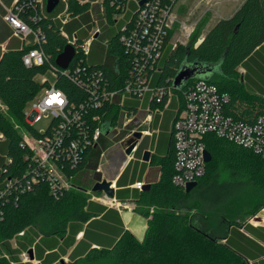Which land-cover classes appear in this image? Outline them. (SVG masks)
Returning <instances> with one entry per match:
<instances>
[{"label":"trees","instance_id":"1","mask_svg":"<svg viewBox=\"0 0 264 264\" xmlns=\"http://www.w3.org/2000/svg\"><path fill=\"white\" fill-rule=\"evenodd\" d=\"M92 1L68 0L66 14L70 18L66 24L57 16L46 14L38 24L30 23L29 16L35 12L36 1L26 7L24 15H21L23 19L32 27L40 28L45 35L43 48L49 57L45 65L25 66L22 57L30 47H19L13 40L5 51L0 50V101L6 107V112L0 109V191L9 180L14 184L10 195L0 200V264H21L20 254L31 247L35 248L40 264H59L67 255L69 264H249L243 247L236 240L245 237L235 229L229 230L232 226L241 227V220L229 214L216 218L221 209L237 199H247L255 204L253 215L264 208V173L258 171L254 163L264 165V160L250 150L215 136L206 139L212 161L207 164L205 176L198 180V185L190 193L172 184L175 154L171 139L161 180L150 190L140 192L139 204L144 208H157L152 215L149 211L142 212L148 218L142 242L129 231L119 228L121 222L116 210L73 189L64 190L55 198L46 182L33 185L30 191L24 192L14 187L18 181L29 179L27 173L34 163L32 151L24 144L15 122H20L24 130L36 137L42 135L26 123L24 109L43 86L38 75L54 65L56 57L67 45L62 32L77 33L75 48L78 53L71 68L77 61H82L88 69L104 72L111 79L112 87L119 83L117 70L120 69L122 74L125 71L126 58L119 44L120 31L110 38L98 36L91 44L88 57L80 50L89 37L78 35L79 20L88 17L94 7ZM102 5L103 18L112 25L115 8L108 0H104ZM94 9L97 10V6ZM37 11L40 13L39 8ZM10 35V30L0 22V44ZM197 38L198 33L195 35ZM106 40L107 45H104ZM187 54L189 62L206 64H216L225 55L221 72L215 73L208 82L229 95L228 115L253 122L264 114V97L245 101L242 83L238 81L239 67L246 70L245 81L254 73L253 69L263 70L264 0H245L232 17L219 20L196 47L192 44L184 50L168 45L159 63V84H172ZM107 55L118 58V67L103 62ZM56 72L55 86L65 92L70 104H78L87 97L86 92L63 71ZM175 95L181 103V92L176 91ZM119 110L116 106L110 109L113 117L111 126L120 118ZM104 141L102 138L101 146ZM102 154L98 145L90 149L77 168H67L68 177L76 178L89 165L98 164V160L100 167ZM228 169L231 172L224 173ZM121 179L117 182L119 187ZM124 216L129 221V214L124 213ZM246 228L252 234L257 233L254 227ZM22 232L24 235L19 236ZM81 233L83 236L77 241ZM14 239L17 247L12 244ZM47 250L50 252L46 253Z\"/></svg>","mask_w":264,"mask_h":264},{"label":"built area","instance_id":"2","mask_svg":"<svg viewBox=\"0 0 264 264\" xmlns=\"http://www.w3.org/2000/svg\"><path fill=\"white\" fill-rule=\"evenodd\" d=\"M33 1H36L35 12L29 16V21L38 24L43 16H46L43 0H15L11 7H6L3 20L12 28L13 35L22 41L23 47H30L22 57L23 64L27 67H40L49 61L43 48L45 35L40 28L32 27L21 16ZM67 1L65 0L66 8ZM108 1L116 11L113 15L114 22L122 20L117 19L123 13V17L128 14L129 7L136 6V10L126 20L119 33V44L123 47L126 58L125 71L122 74L120 69L117 70L119 83L118 86L116 83V86L112 87L111 79L104 72L88 69L89 67L83 66L82 61H77L71 68L72 61L66 70L59 69L55 63L52 65L51 69L55 71L56 76L57 70L63 71L86 92L87 97L78 104H70L64 91L50 85L46 95L34 103L32 113L25 114L26 123L33 128L45 115H51L52 121L46 130L40 132V136L36 137L26 130L22 132L24 144L32 151L34 160L27 173L29 179L26 182L18 181L16 184L19 188L16 184L14 186L22 192L30 191L33 185L40 182L48 184L50 193L55 198L62 191L70 190L66 182L74 179V176L68 177L67 168H77L86 153L97 145L101 147V139L116 131L120 124L123 129H127L134 122V117L140 111L132 103L134 99L143 101L147 96L149 99L148 106L144 109L146 117L137 126L139 128L150 123L153 113L161 112L160 104L165 106L175 95L176 90L172 84H159L157 75L160 73L159 63L167 46L176 48V45L169 43V39L176 21L174 10L179 0ZM100 12L103 15V5ZM62 15H58L57 19L66 24L68 19H62ZM100 33V28L89 32L90 37L80 49L85 57L90 54L91 44ZM62 34L67 44L75 48L77 33L70 36L63 31ZM75 51L77 55L76 48ZM113 59L118 67V58ZM39 81L43 85L48 83L47 79ZM180 92L183 100L172 125L175 160L171 181L176 188L185 191L188 184L198 182L205 176L208 164L205 160L208 136H215L250 150L264 160V114L253 122L241 121L228 115L226 105L229 95L208 81H192ZM114 106L120 109V118L112 126L110 133L105 135L102 125H111L113 117L110 109ZM96 111L99 113L95 114ZM94 124L96 125L93 127ZM137 128L127 133L122 142L138 131ZM141 133L143 136L150 134L149 131ZM136 146L132 153L136 151ZM13 185V181L9 180L6 187L0 191V200L10 195ZM134 186L142 191L145 183L138 182ZM104 198L110 200V203H107L106 200L100 199L105 204L115 202V199L106 194ZM23 235L24 232L19 234ZM20 263L37 264L35 259L30 258L29 252L20 255Z\"/></svg>","mask_w":264,"mask_h":264},{"label":"rangeland","instance_id":"3","mask_svg":"<svg viewBox=\"0 0 264 264\" xmlns=\"http://www.w3.org/2000/svg\"><path fill=\"white\" fill-rule=\"evenodd\" d=\"M234 0H179L175 10L174 16L176 17V21L174 23L173 30L170 35L169 43L176 45V47H181L184 50L194 44L196 47L205 37V35L213 28L214 24L220 20L228 18L233 14V12L245 1V0H237L239 2H233ZM103 0L98 1V5H95L93 2L92 6H97V10L94 7L89 11L88 17L82 20H79L80 29L78 30V35L80 37H90L89 32L94 31L97 28H100L104 33H106L107 38L113 33H116V28L112 27L110 24L105 22L103 15L101 14V5ZM64 4H62L63 8ZM100 8V11H99ZM136 10V6L132 5L128 8L127 17H123L124 13L118 17L117 20L122 19L123 23L126 22L128 18H130L133 12ZM62 19H69L68 15L65 11L62 13ZM61 21V20H60ZM121 24V23H117ZM200 32V34H199ZM68 33V32H67ZM88 33V34H87ZM198 33V38L195 39V35ZM70 36H73L74 33H68ZM195 39V40H194ZM239 75L238 81L241 82V90L244 91V100L248 101L251 98L255 97H264V67L263 70L253 69L254 73L250 74V78L246 81L244 80V76L246 74V70L242 67L238 68ZM39 79H47L48 83H45L38 93L35 95L33 100H31L25 107L24 113L26 115H30L33 110V105L35 102L41 100L47 93L48 87L50 85H55L57 81L56 73L53 69L48 68L44 74L38 75ZM243 78V81H242ZM176 99V97L173 95ZM132 103L140 109L138 114L134 117V122H132L127 129H123L120 124L118 129L112 132L108 137L105 138V143L102 144L101 150L103 151V155H101L100 167L97 171L93 169L86 168L82 172H80L76 178L71 181L66 182L70 190L74 192L81 193L82 195L90 197V200L96 201L97 203H102L108 207H119V209H123L122 206L113 202V204H105L100 199L106 200L104 198V193H96L93 192L92 189L97 182H101L103 180H107L108 177H115L120 173L119 166L122 164V160L124 156V150L122 147V139L125 137L127 133L136 129L137 126L145 119L146 114L144 113V109H142L141 101L139 99H134ZM0 109L2 112H6V107L0 101ZM143 112V113H141ZM141 113V115H140ZM52 116L45 115L42 119L35 123L34 128L38 132H42L46 130L51 124ZM16 127L20 133L24 132L23 127H21L20 122H15ZM142 128L144 129H155V126L144 125ZM138 132V131H136ZM123 151V153H122ZM254 162V160H253ZM257 164V170L264 173V165L259 164L258 162H254ZM215 164H213L214 167ZM231 172L230 169L225 170L224 173L229 174ZM103 173V174H102ZM107 201V200H106ZM132 210L139 214H142L143 211H149L150 214L154 212L155 207L144 208L140 203V201L132 200ZM255 204H251L247 199H237L231 202L229 205L225 206L220 210V214L216 218V220L222 218L221 216L229 214L233 215V218H237L241 220L243 225L251 224L255 227H264V208L260 209L256 215L252 214L254 210ZM261 216V217H260ZM255 217L263 218V221L259 223L255 220ZM238 221V220H237ZM234 222V221H233ZM14 247H17L16 239L12 241ZM30 255V254H29ZM20 258V257H19ZM31 258V257H30ZM64 263H71L68 257H64ZM33 260V259H32ZM63 263V264H64ZM37 264H40L39 262ZM60 264V263H59ZM98 264V263H92Z\"/></svg>","mask_w":264,"mask_h":264},{"label":"crops","instance_id":"4","mask_svg":"<svg viewBox=\"0 0 264 264\" xmlns=\"http://www.w3.org/2000/svg\"><path fill=\"white\" fill-rule=\"evenodd\" d=\"M14 1L15 0H2L1 1L2 4H0V22H2L11 32L10 37L4 43L0 44L1 46L0 50L2 52L5 51V49L7 48L11 40H13V43L15 45H19V47L23 46L22 41L13 35L12 28L3 20V16L6 14V7L7 8L11 7ZM43 1H44V12L46 15L58 16V15H61L64 11L66 12L65 0H60L58 6L52 13L47 12V9H46L47 0H43ZM79 1L81 3H85L87 1H92V0H79ZM98 1L99 0H94L92 2L95 5H98ZM233 2H239V1L234 0ZM62 4H64L63 8H62ZM241 5L228 18L232 17L235 14V12L241 7ZM228 18H225V19H228ZM117 23H121V24L117 25ZM123 25H124L123 20H120L118 22H114L111 26L116 28L117 32H119ZM100 31L101 33L99 34V36L107 37L106 33H104L101 29ZM107 41L108 40L105 41L104 45H107ZM103 62L112 67H114V64H115L114 59L109 57L108 55L105 57V60ZM262 65L264 67V64ZM174 96L176 97V99L172 97L165 106L160 108L161 112L153 113L151 122L148 124H145L149 126H155V129L153 130L144 129L142 128L144 125L137 128L138 132L149 131L150 134L144 135V136L142 135L141 139L137 143V146H136L137 148L135 152H133L128 157L124 155L125 157H123L122 164L119 166L120 173L115 177L110 176L107 179L108 181L112 182V187L115 190V198H114L115 202L119 204L120 206H122L123 209H119V207H114V208L108 207V206L107 207L110 209H114L118 212L120 216V222H121V224L119 225V228L123 231L124 230L129 231L140 242H142L145 238L146 230L148 228V218H146L143 214H139L132 210L131 208L133 204L132 200L139 201L140 192L148 191V190H145L146 185H150L152 187V185L158 183L161 180V177L163 174V164H165V161H166L165 159L167 157V153L171 145L173 121L176 117V114H177V111L180 105V102L178 101L177 96L176 95ZM148 102H149L148 96L143 101H141V105L143 109L147 108ZM146 151H149L151 153V156L148 161L143 160V156ZM120 179H121V184L119 187L117 182ZM138 182L145 183V186L142 189V191L135 188L134 186ZM117 193L120 195L119 198H117ZM124 213L129 214L128 216L129 221L126 220ZM261 219H262L261 220L262 222L263 218ZM246 226L254 227L257 230V233L252 234L251 232L247 230L248 228H246ZM232 229H235V231H237L240 235L245 237V238H236V240H238L240 242V245L243 247L244 254L246 255V258L249 264H264V227H255L247 223L245 225L242 224L241 227L239 228L237 226L235 227L232 226L229 228V230H232ZM82 236H83L82 233L79 234L77 236V241H79L82 238ZM95 247L96 246H93V248ZM30 249H33V255H34V259L36 260V262L40 263V261L36 258L37 256H36L34 247H31L26 251H22V253L29 252ZM71 251L72 249L69 250V253ZM49 252H50L49 250L46 251V253H49ZM65 257H68V255Z\"/></svg>","mask_w":264,"mask_h":264},{"label":"water","instance_id":"5","mask_svg":"<svg viewBox=\"0 0 264 264\" xmlns=\"http://www.w3.org/2000/svg\"><path fill=\"white\" fill-rule=\"evenodd\" d=\"M60 0H47V12L52 13L56 7L58 6ZM189 52V49H188ZM76 56V51L73 45L67 44L63 50L62 53H60L56 59H55V65L62 70H66L73 59ZM225 55L221 57V60L216 64H206L201 63L198 61L189 62L188 61V54L185 56L183 61L181 62L177 73L175 74L174 78L172 79V87L176 91L183 90L190 81L192 80H204L209 81V79L215 74L221 72V65L224 62ZM112 130V126L110 123H104L102 125V131L105 135L110 133ZM142 133L141 132H135L131 137L125 139L122 142V147L124 150L125 156H130L132 154V151L134 147L137 145L138 141L141 139ZM151 156V153L149 151H146L143 160L148 161ZM100 159V158H99ZM205 160L207 163H210L212 161V155L209 151L205 152ZM88 169L98 170L99 169V160L98 164L89 165ZM96 170V171H97ZM197 182H193L187 185L185 192L190 193L194 188L197 186ZM151 188L150 185H146L145 190H149ZM93 192L96 193H104L109 198L114 199L115 198V190L112 187V182L108 180H103L101 182H97L93 189ZM257 221L261 222V218L256 217ZM31 259H34L33 255V249H30L29 251ZM64 263V259L60 261V264Z\"/></svg>","mask_w":264,"mask_h":264},{"label":"bare ground","instance_id":"6","mask_svg":"<svg viewBox=\"0 0 264 264\" xmlns=\"http://www.w3.org/2000/svg\"><path fill=\"white\" fill-rule=\"evenodd\" d=\"M107 203H110V200L107 199Z\"/></svg>","mask_w":264,"mask_h":264}]
</instances>
